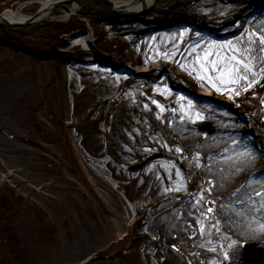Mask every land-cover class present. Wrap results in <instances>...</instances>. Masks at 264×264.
Here are the masks:
<instances>
[{"label":"rangeland","instance_id":"1","mask_svg":"<svg viewBox=\"0 0 264 264\" xmlns=\"http://www.w3.org/2000/svg\"><path fill=\"white\" fill-rule=\"evenodd\" d=\"M35 1L0 0V12L26 3L22 13L30 15L38 8ZM185 1L158 0L138 17L125 18L113 14L102 0H79L74 15L70 6H63L29 27L0 25V185L14 190L18 206L26 201L32 208L21 220L25 225L13 220L19 243L7 247L4 244L10 239L0 241V264H160L156 252L158 248L164 252V247L167 254H161L170 264H187L181 257L187 254L185 247L179 246L197 237V226L190 225L194 230L190 238L186 221L179 245L156 241L160 239L156 226L149 225L142 236L141 216L150 222L159 199L150 198L143 211L136 204L140 193L135 189L138 179L133 177L132 193L125 202V180L142 171L126 172L120 163L132 164L131 168L152 152L167 153V159L149 166L172 165L180 174L186 197L196 185L180 149L170 137L154 132L161 127V117L169 119L168 109L161 106L160 121L142 113V109L149 111V105L142 102L146 90L162 96L166 105L174 107L175 116L177 102L198 105L199 90H210L211 113H187L179 129L202 138L219 132V126L233 128L238 142L250 143L243 156L257 153L259 159L251 167L264 172V62L259 63L253 83L246 85L241 70L236 79L219 81L217 74L202 69L193 72L187 61L184 67L180 65L174 52L163 46L166 38L159 37L150 49L142 41L164 31V25L187 29ZM189 19L195 29L207 27V18L199 12L191 13ZM260 26L264 34V23ZM82 28L93 32L95 47L88 51L72 37ZM184 41L187 35L178 36L174 46ZM240 57L249 65L254 61L248 53ZM144 67L146 72L141 73ZM32 94L37 96L33 102ZM130 105L159 144H149L141 131H137L142 139L136 146L124 142L125 114L119 110ZM204 121L213 126L211 134L199 130ZM127 148L136 150L133 160L123 159ZM202 206L206 212L215 209L213 202ZM37 213L40 222L33 221ZM121 222L127 224L124 229L119 228ZM126 232L129 237L119 240ZM4 253L13 256L3 259Z\"/></svg>","mask_w":264,"mask_h":264},{"label":"bare ground","instance_id":"2","mask_svg":"<svg viewBox=\"0 0 264 264\" xmlns=\"http://www.w3.org/2000/svg\"><path fill=\"white\" fill-rule=\"evenodd\" d=\"M52 1L46 0L41 5L46 8ZM157 1L142 0L141 3L114 0V4L115 8H123L126 14L133 15L149 9ZM184 5L187 7V29L178 30L172 25H160L165 30L142 39L145 40V46L150 49V45L153 46V42L159 37L166 38L163 46L174 52V58L183 67L187 61V68L193 72L198 73L202 69L217 74L219 81L234 80L241 70L246 85L253 83L261 69L259 63L264 62V34L260 26L264 23V0H187ZM77 8L76 4H72L71 12L75 13ZM193 12H199L207 18V27L195 29L191 25L189 15ZM2 15L11 22H20L26 18L19 10H6ZM183 35H187V41L174 46L176 38ZM72 37L74 43L82 45L85 50L93 44L90 30H78ZM242 52L254 59L252 65L243 63L240 57ZM141 72H146V68ZM154 91H145L142 102L149 105V111L142 109V113L152 114L155 120H159L161 106L168 109L169 119L161 117V127H155L154 132L159 137H170L174 146L180 149L181 157L188 161L187 169L195 177L196 185L192 195L186 197L180 174L169 163L153 164V167L149 166L150 168L147 167L137 175L126 176L127 180L123 185L126 203L132 193L133 177L138 179L135 189L140 193L136 203L139 207H148L150 198L159 199L157 214L152 216L150 222H142V236L146 235L144 231L152 225L159 229L160 239H155L156 241L162 239L179 245L182 243L179 240L184 235L186 221L188 227L196 225L197 237L179 246V249L185 247L184 252L187 254L183 253L181 257L187 260V264H239L242 262L243 245L254 243L264 250V172L251 167L253 161L256 163L259 159L257 153L243 156V150L250 143H241L243 140L238 142V134L231 127L219 126V132L202 138L194 131L183 130L182 127L179 129V123L186 122L187 113H211V108L207 105L208 98H211L208 89L199 90L198 105L177 102L176 116L173 113L174 107L166 105L162 96ZM29 99L33 102L37 96L32 94ZM134 107L130 105L119 110L125 114L122 136L124 142L136 146L142 139L138 133L141 131L149 144H159L155 138L152 139L148 128L144 129L140 120H137ZM92 112L93 108L88 107V113ZM109 116L112 118V113ZM135 155L136 150L127 148L122 157L133 160ZM136 178L134 179L137 180ZM207 201L215 204L214 211L206 212L203 209L202 204ZM141 218L144 220L146 217ZM125 220L130 222L132 219L127 216ZM125 224L121 222L119 228L121 226L124 229ZM170 248L174 246L170 244ZM143 257L146 262L145 256Z\"/></svg>","mask_w":264,"mask_h":264},{"label":"trees","instance_id":"3","mask_svg":"<svg viewBox=\"0 0 264 264\" xmlns=\"http://www.w3.org/2000/svg\"><path fill=\"white\" fill-rule=\"evenodd\" d=\"M12 194L9 191H1L0 198L3 200V204L0 205V223L3 218L8 219L9 216L19 214L17 208L13 206ZM35 222H40L39 217L35 216Z\"/></svg>","mask_w":264,"mask_h":264},{"label":"water","instance_id":"4","mask_svg":"<svg viewBox=\"0 0 264 264\" xmlns=\"http://www.w3.org/2000/svg\"><path fill=\"white\" fill-rule=\"evenodd\" d=\"M106 2H108L107 0H105ZM59 4H61V3H56L54 6H57V5H59ZM39 16V13L38 14H36L35 16H33L30 20H28L27 22H26V24H30L32 21H34L37 17Z\"/></svg>","mask_w":264,"mask_h":264},{"label":"snow or ice","instance_id":"5","mask_svg":"<svg viewBox=\"0 0 264 264\" xmlns=\"http://www.w3.org/2000/svg\"><path fill=\"white\" fill-rule=\"evenodd\" d=\"M245 79H247V78L245 77ZM213 86H215V84Z\"/></svg>","mask_w":264,"mask_h":264}]
</instances>
